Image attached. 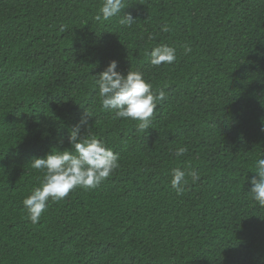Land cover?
Here are the masks:
<instances>
[{"label":"trees","instance_id":"obj_1","mask_svg":"<svg viewBox=\"0 0 264 264\" xmlns=\"http://www.w3.org/2000/svg\"><path fill=\"white\" fill-rule=\"evenodd\" d=\"M0 264H264V0H0Z\"/></svg>","mask_w":264,"mask_h":264}]
</instances>
